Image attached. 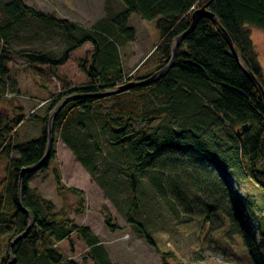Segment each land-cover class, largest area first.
<instances>
[{"label": "trees", "instance_id": "obj_1", "mask_svg": "<svg viewBox=\"0 0 264 264\" xmlns=\"http://www.w3.org/2000/svg\"><path fill=\"white\" fill-rule=\"evenodd\" d=\"M118 1L123 7L121 14L81 36L74 31L81 30L79 26L26 7L21 0H11L4 6L8 21L0 26V94L12 56L53 70L64 65L69 53L83 44L93 46L90 62L81 64L87 83L54 96L46 117L41 119L46 126L49 113L56 105L74 96L53 120L47 160L38 171L45 170L54 157L52 132L58 123H62L60 133L64 144L75 161L87 169L91 179L95 170L93 156L98 151L96 139L106 137V144L116 152V163L125 177L131 211H137V191L146 180L158 194L170 193L185 213L199 208L202 216L194 225L196 232H202L211 223L219 225L218 237L210 235L209 242L203 239L198 244L200 248L210 245L230 248V241L236 237L251 264H264V230L259 229L257 237L250 229L252 210L238 201L228 180V177L247 178L264 193V104L258 87L237 65L221 33V30L225 32L243 68L251 73L264 92V79L249 32V28H255L264 34V0ZM203 6L216 19L217 25L209 18H202L180 41L173 65L165 76L121 94L93 97L128 82L146 79L163 68L170 60L175 39L188 29L190 14ZM132 14L144 22H152L158 32V42L152 51L158 55L157 59L150 64L149 56L137 70H145L149 65L155 68L143 76H136L137 70L134 75L123 76L122 67L115 58L118 45L111 39L115 34L123 42L133 41L134 32L127 27ZM25 17L62 31L68 46L58 58L47 53L9 50L10 32ZM103 103H109L105 114L91 110L93 105ZM28 118L23 114L11 120L0 117V160H7L5 177L0 182V231L13 233L6 254V258L12 255V262L4 260L0 264H13V261L16 264L20 254L22 264H78L64 259L49 243L50 240L69 242L72 234H77L88 249L92 264H111L88 227L75 225L64 213L53 214L52 204L40 199L35 189L29 188L28 181L36 172L25 173L19 182L21 171L37 164L47 147V126L36 140L14 144L18 127ZM81 118L87 121L78 122ZM244 125L247 131L238 137L236 133ZM209 127L216 128L224 137L222 147L210 143ZM13 153L18 160L10 159ZM183 159L187 160L189 169H193L188 174L192 176L190 190L181 187L185 178L177 168L175 171V166L178 167ZM111 161L109 157L107 162L111 164ZM89 165H93L92 169ZM210 168L212 171L208 172ZM53 180L58 187V174L53 173ZM66 190L74 196L83 195L78 189ZM200 191L205 195L204 201L199 203L197 193ZM125 220L154 250L162 264H168L167 260L177 261L172 252L158 248L154 237L142 224L130 215H126ZM103 221L110 232L116 230L108 215ZM28 223V233L11 246L14 239L25 232ZM47 242L49 245L45 246Z\"/></svg>", "mask_w": 264, "mask_h": 264}, {"label": "rangeland", "instance_id": "obj_2", "mask_svg": "<svg viewBox=\"0 0 264 264\" xmlns=\"http://www.w3.org/2000/svg\"><path fill=\"white\" fill-rule=\"evenodd\" d=\"M10 2L11 0H0V26L8 21L4 6ZM21 2L26 7L68 20L79 26L83 31L75 29L77 36L84 35L88 31L92 32L99 25H106L123 12L118 0H21ZM127 27L134 32L132 42L126 43L118 39L115 34L111 35V39L118 45L115 58L122 67L123 76L134 75L133 73L149 56L147 61L150 64L158 57L155 52L152 53L158 42V32L152 22H144L132 14L129 16ZM249 32L264 79V34L255 28H249ZM257 35L261 38L259 42ZM7 46L11 52L47 53L58 58L68 44L59 29L25 17L13 26ZM92 53L93 46L85 43L69 53L64 65L53 70L44 65H31L23 59L11 57L7 63L8 72L3 77L5 86L0 94V117L11 120L19 114L29 116L17 129L15 145L40 137V133L46 128L41 123V119L46 117L54 96L87 83L81 71V64L84 61L89 63ZM143 57L145 59L142 61ZM114 60L112 58V61ZM154 68L151 65L145 70L140 68L136 76L146 75ZM108 108L109 103H103L99 106L93 105L91 110L97 109L100 114H105ZM82 121L86 122L87 118L78 120V122ZM61 124L58 123L52 132L54 157L45 170L36 171L28 181V186L30 189H35L38 194L35 195L40 199L52 204L53 214L64 213L75 225L88 227L106 252L111 264H162L154 250L136 235L132 226L126 224V215H130L134 221L144 226L145 231L154 237L161 251H170L175 255L177 261L167 260L168 264H251L246 250L242 248L241 241L236 237L230 241V248L223 245L200 248L198 244L203 239L209 242L210 235L218 237L219 225L211 223L209 227L205 226L202 232H196L194 225L202 216L199 208H192L190 209L192 212L185 213L175 204L170 193L158 194L146 180L140 184L137 191V211H131L130 194L125 177L116 163V152L106 144V137L100 136L96 139L98 151L93 156L92 164L95 165V170L91 179L85 171L87 169L84 170L75 161V157L64 144L60 133L63 129ZM208 130H210V143L222 147L225 139L219 130L210 127ZM109 157L112 160L111 164L107 162ZM10 159L18 160L17 154L13 153ZM6 165L7 160H0V182L5 177ZM187 165V160L183 159L178 167L175 166V171L177 168L180 176L185 178L181 187L190 190L192 176L188 174L193 169H189ZM89 167L92 169L93 165ZM211 171V168L208 169V172ZM53 173L59 176L58 187L53 180ZM198 179L204 181L203 178ZM228 180L238 201L252 210L250 229L258 237L259 229L264 230V193L247 178L228 177ZM67 188L82 191V197L71 195L67 192ZM197 194L199 203L204 201V191ZM81 200L83 202L80 207ZM105 215L110 217L111 225L116 227L114 232H110L105 227L103 221ZM12 234V232L0 231V263L4 260H12V255L6 258ZM49 243L64 259L78 264H92L88 249L77 234H72L69 242L55 243L50 240ZM49 243L47 242L45 246ZM20 262L21 254L17 257L16 264H22Z\"/></svg>", "mask_w": 264, "mask_h": 264}, {"label": "water", "instance_id": "obj_3", "mask_svg": "<svg viewBox=\"0 0 264 264\" xmlns=\"http://www.w3.org/2000/svg\"><path fill=\"white\" fill-rule=\"evenodd\" d=\"M202 18H209L211 20V22L214 24V25H217V21L216 19L213 17V15H211L206 9H205V6L197 9V10H194L192 11V13L190 14V25L188 27V29L182 33L180 36H178L172 47H171V55H170V60L168 61V63L163 67L161 68L160 70L154 72L152 75H150L149 77H147L146 79H143V80H140V81H131V82H128L124 85H121L119 87H116L114 89H111V90H108L100 95H96V96H93L94 98H103V97H107V96H113V95H117V94H121V93H124L128 90H130L131 88L133 87H136V86H145V85H148L150 83H153V82H156L157 80H159L160 78H162L163 76L166 75V73L169 71V69L172 67L173 65V61H174V58H175V54H176V51H177V47L180 43V41L186 37L188 34H190L192 32V30L194 29V27L196 26V24L202 19ZM221 33L227 43V45L229 46V49L231 51V54L233 55V58L235 60V62L237 63V65L242 69L243 73L248 77V79L250 80V82L255 85L256 87H258L259 89V92H260V95L262 97V100H263V104H264V92L262 90V88L258 85V83L256 82V80L254 79V77L251 75V73L244 69L243 66H242V63H241V60L240 58L237 56L233 46H232V43L231 41L229 40V38L227 37V35L225 34L224 31L221 30ZM74 96H70V97H67L66 99L62 100L61 102H59L56 107L50 112L49 116H48V119H47V129H46V132H47V147H46V150H45V153L42 157V159L37 163L35 164L34 166H31V167H28V168H25L21 171L20 173V178H19V182L21 181L23 175L25 173H33V172H36L38 171V169H40L45 161L47 160V155H48V151H49V146H50V143H51V126H52V123H53V120L56 116V114L68 103L70 102L71 100H73ZM247 125H244L241 127L240 131H237V136L238 137H241L243 133H245L247 131ZM263 144H264V136H263ZM30 229V223H28V226L25 230V232L23 234H21L20 236H18L17 238L14 239V241L11 243V246H13V244H15L19 239L23 238L27 233H28V230ZM12 262V261H11ZM11 262L9 264H11Z\"/></svg>", "mask_w": 264, "mask_h": 264}, {"label": "bare ground", "instance_id": "obj_4", "mask_svg": "<svg viewBox=\"0 0 264 264\" xmlns=\"http://www.w3.org/2000/svg\"><path fill=\"white\" fill-rule=\"evenodd\" d=\"M257 41H258V42L261 41V38H260L259 35H257Z\"/></svg>", "mask_w": 264, "mask_h": 264}, {"label": "crops", "instance_id": "obj_5", "mask_svg": "<svg viewBox=\"0 0 264 264\" xmlns=\"http://www.w3.org/2000/svg\"><path fill=\"white\" fill-rule=\"evenodd\" d=\"M146 57V56H145ZM145 58L143 57L141 60L143 61Z\"/></svg>", "mask_w": 264, "mask_h": 264}]
</instances>
